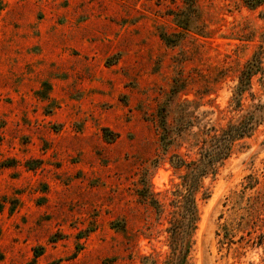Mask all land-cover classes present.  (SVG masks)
Listing matches in <instances>:
<instances>
[{
  "label": "rangeland",
  "instance_id": "374dc122",
  "mask_svg": "<svg viewBox=\"0 0 264 264\" xmlns=\"http://www.w3.org/2000/svg\"><path fill=\"white\" fill-rule=\"evenodd\" d=\"M192 1L0 0V264H175L170 155L264 104V4ZM196 204L188 264H264V124Z\"/></svg>",
  "mask_w": 264,
  "mask_h": 264
},
{
  "label": "trees",
  "instance_id": "16d2710c",
  "mask_svg": "<svg viewBox=\"0 0 264 264\" xmlns=\"http://www.w3.org/2000/svg\"><path fill=\"white\" fill-rule=\"evenodd\" d=\"M194 1L191 3L193 4ZM245 4L249 8H257L264 4V0H245ZM162 40L167 42L163 35ZM262 65L263 57L255 54L240 72L233 98L237 109H241L242 98L245 95L254 98L251 93L252 82L254 77L262 72ZM263 124L264 104H258L237 120L230 121L224 128L204 130L195 144L196 159L187 161L182 155H170L169 163L172 168L184 172L180 177L182 183L177 185L173 192L174 199L171 205L175 211L168 228L169 243L175 264H188L193 234L199 222L196 196L203 190L205 181L214 179L234 153L237 144L253 137ZM159 127L161 147L165 153H168L175 139H173V127H170L167 117L163 114L160 115ZM147 199L157 211L160 210L158 209L160 204L153 193Z\"/></svg>",
  "mask_w": 264,
  "mask_h": 264
}]
</instances>
